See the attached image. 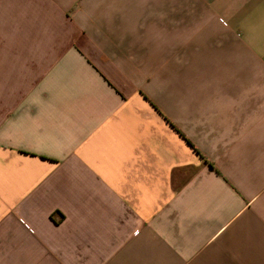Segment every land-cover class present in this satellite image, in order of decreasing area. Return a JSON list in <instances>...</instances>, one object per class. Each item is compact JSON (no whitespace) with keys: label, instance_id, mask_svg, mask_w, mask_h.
<instances>
[{"label":"crops","instance_id":"0c3cea01","mask_svg":"<svg viewBox=\"0 0 264 264\" xmlns=\"http://www.w3.org/2000/svg\"><path fill=\"white\" fill-rule=\"evenodd\" d=\"M0 264H264V0H0Z\"/></svg>","mask_w":264,"mask_h":264},{"label":"trees","instance_id":"16d2710c","mask_svg":"<svg viewBox=\"0 0 264 264\" xmlns=\"http://www.w3.org/2000/svg\"><path fill=\"white\" fill-rule=\"evenodd\" d=\"M53 215V214H52Z\"/></svg>","mask_w":264,"mask_h":264}]
</instances>
